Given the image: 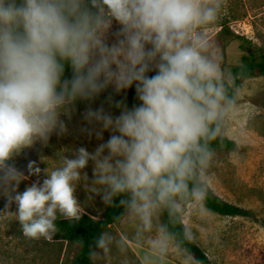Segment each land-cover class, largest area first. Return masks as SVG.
<instances>
[{
	"label": "clouds",
	"instance_id": "obj_1",
	"mask_svg": "<svg viewBox=\"0 0 264 264\" xmlns=\"http://www.w3.org/2000/svg\"><path fill=\"white\" fill-rule=\"evenodd\" d=\"M216 15L210 0H0V197L25 236L50 239L58 216L79 219L89 165L145 214L153 193L187 188L200 140L228 108L197 31ZM76 114L92 149L74 146L53 167L43 154L17 163L66 134Z\"/></svg>",
	"mask_w": 264,
	"mask_h": 264
},
{
	"label": "rangeland",
	"instance_id": "obj_2",
	"mask_svg": "<svg viewBox=\"0 0 264 264\" xmlns=\"http://www.w3.org/2000/svg\"><path fill=\"white\" fill-rule=\"evenodd\" d=\"M210 2L217 8L216 18L198 26L197 31L208 40L205 54L218 64L220 80L232 82L231 67L240 63L246 48L258 55L264 52V0ZM225 102L228 108L219 119L221 132L234 145L212 148L199 167V177L211 191L250 214L213 211L203 203L200 194L174 196L173 200L191 235L210 258V264H264V73L241 76L234 97ZM80 124L79 114L74 115L66 134L51 137L50 144L43 149L39 145L29 148L17 158V163L23 167L29 159H38L43 154L48 166L53 167L59 163L58 156L68 154L74 146L92 149L97 141L82 133ZM35 178L29 177L20 188ZM113 194L106 185L96 182L91 165L83 170L76 188L81 212L102 216ZM152 201L146 214L132 207L105 230L102 244L93 255L96 263L142 264L130 240L164 236L171 255L189 264H205L166 231L164 206L154 195ZM4 205L5 199L0 197V264L71 263L79 243L54 235L50 239L25 236L16 220L15 205L9 208Z\"/></svg>",
	"mask_w": 264,
	"mask_h": 264
},
{
	"label": "trees",
	"instance_id": "obj_3",
	"mask_svg": "<svg viewBox=\"0 0 264 264\" xmlns=\"http://www.w3.org/2000/svg\"><path fill=\"white\" fill-rule=\"evenodd\" d=\"M235 37H244L234 34ZM250 44L251 40L246 39ZM233 74L232 82L220 80L224 86L225 97L230 100L234 97L235 87L240 82V77H248L256 72L264 73V52L259 55L255 50L250 51L248 48L241 55V61L231 67ZM134 92L129 89L127 92L128 103L134 101ZM221 121H217L210 127L216 129L215 135L202 138L200 144L203 149V161L199 159L200 153L194 154L195 166L191 177L186 179L187 188L176 194L160 200L153 195L164 206V226L166 231L175 236L183 248L192 254L197 260L205 264H210L211 260L201 246L191 235L185 224L181 213L174 203V196H185L193 191H197L203 203L213 211L229 215H249L250 211L229 202L206 187L199 177V167L202 165L211 149L216 146L232 148L234 142L221 132ZM133 195L130 191L114 192L102 216H95L89 212H81L79 219L64 218L58 216L56 220L57 231L54 235L56 238L65 239L71 242L79 243L80 247L70 264H98L94 260L95 251L101 246L105 230L113 223L120 221L126 211L131 208Z\"/></svg>",
	"mask_w": 264,
	"mask_h": 264
},
{
	"label": "crops",
	"instance_id": "obj_4",
	"mask_svg": "<svg viewBox=\"0 0 264 264\" xmlns=\"http://www.w3.org/2000/svg\"><path fill=\"white\" fill-rule=\"evenodd\" d=\"M167 240V238L162 236L160 238H147L143 241L132 239L130 241L142 264H189L184 259L175 257L169 253V242Z\"/></svg>",
	"mask_w": 264,
	"mask_h": 264
}]
</instances>
